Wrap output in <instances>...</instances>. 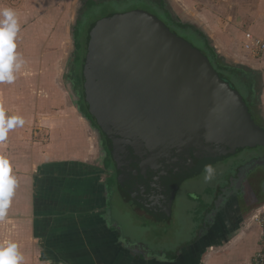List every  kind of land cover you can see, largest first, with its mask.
<instances>
[{
  "label": "water",
  "instance_id": "1",
  "mask_svg": "<svg viewBox=\"0 0 264 264\" xmlns=\"http://www.w3.org/2000/svg\"><path fill=\"white\" fill-rule=\"evenodd\" d=\"M83 79L120 195L138 214L169 219L179 188L206 165L264 149V127L243 95L200 49L145 11L112 14L92 26Z\"/></svg>",
  "mask_w": 264,
  "mask_h": 264
},
{
  "label": "crops",
  "instance_id": "2",
  "mask_svg": "<svg viewBox=\"0 0 264 264\" xmlns=\"http://www.w3.org/2000/svg\"><path fill=\"white\" fill-rule=\"evenodd\" d=\"M31 1L36 3L35 6L38 8L35 10V13L38 14L37 18H40L41 15V18L49 19L51 14L46 11V5L43 8L39 5L44 0ZM45 1V3L52 2V0ZM243 1L231 0L233 4L242 6L244 14L240 13L242 11H237L235 14L233 12L230 18H225L228 24L236 26L237 22H248L246 20L248 18L253 19L259 15H264V6L263 12L258 9L260 3L264 5V0H257L255 3V5L257 4L256 8L248 7L247 10ZM246 2L253 4L249 0H246ZM27 13L28 15H18L20 31L15 40L16 50L22 52L21 58H23V61H27L24 51L27 52L30 45L29 30L25 28L26 25L21 21V19H30V11ZM222 13H225V11L217 10L218 17ZM182 14L188 20L198 22L204 27L210 38L212 36L209 35L206 26L215 23L218 24V28L220 26V22L211 21V16H205L202 18L204 20L201 21L189 12H186V14L182 12ZM44 23L45 21L42 24ZM45 27H47L46 24ZM35 28L37 27L33 29ZM48 31H50L48 39L42 40L43 47L46 48L45 52L48 50L47 45H51L55 35H57V33H52L55 31L53 26H50ZM245 31L235 33L232 36V34H222L219 29L218 32L221 37H218L219 39L211 38V40L219 53L228 59L244 60L246 54L242 50V42ZM248 31L264 37V20L261 28L256 25V29H254V25L251 24ZM57 49L55 48V51ZM25 63L21 71L24 70ZM47 63L44 62V66ZM65 63L58 62L60 72L56 78V83L61 90H63L61 82L64 83ZM4 84L9 90V87H12L11 91H14V88L20 89V83L16 81L12 84ZM65 94L62 98L67 108L63 113L68 114L74 104L72 106L68 104L69 94L66 91ZM74 108L77 118L82 123L77 125L74 119L71 120L72 122L66 120L63 122L60 119L58 122H50L49 126L51 125V128L48 131L46 130L52 132L53 135L52 140L48 142L49 144L46 143L49 148L44 149L45 144L38 146L31 153L33 157L30 156L27 160L29 164L26 165V168L19 169L20 171L23 170L22 173H13L17 179V186L11 205L7 210V215L3 220H0V245H6L8 242L17 243L19 251L25 257L23 264H29L28 259L31 257V264H159L158 259L150 255L149 248L143 244H133L131 241L124 239L119 224L110 221L108 208L111 195L106 191H103L104 193L100 191L105 189V179L98 176L100 173L103 175V165L101 158L97 155L98 145L94 142L96 138L87 121L79 115L75 106ZM64 117L61 116V118ZM41 122L42 127L49 123L46 118ZM55 124L56 128H52ZM76 127L79 128L76 129ZM68 128L69 131H67ZM54 130H57V137H54ZM68 132L69 135L63 137L64 133ZM4 144L6 143H0V146H5ZM9 144L7 143L8 146ZM3 151L6 152L5 157L11 162L22 158V155H17L13 150L8 152L0 147V152ZM45 162L48 163L45 170L49 173L44 171L40 175H36L38 167ZM96 172H98L97 176L94 175ZM214 195L212 203L203 211V218L209 208H214V199H216L218 192ZM2 221H4L3 224L6 227L4 231L11 233V239L7 236L2 237ZM255 227L258 226L255 225L244 230L229 245L209 252L212 255L209 253L208 256L204 255L202 258L203 264L206 261V264H249L253 254L258 250L261 236L260 229ZM35 236H37V239L34 238ZM144 248H147L146 251L149 252L147 257L139 252ZM250 249L253 250L250 251ZM168 257V255L164 257L163 261L167 259L165 262H174ZM160 259L162 258L160 257Z\"/></svg>",
  "mask_w": 264,
  "mask_h": 264
},
{
  "label": "rangeland",
  "instance_id": "3",
  "mask_svg": "<svg viewBox=\"0 0 264 264\" xmlns=\"http://www.w3.org/2000/svg\"><path fill=\"white\" fill-rule=\"evenodd\" d=\"M249 1L253 4L246 2V0L243 1V3L246 4V10L248 7L256 8L257 4L255 5V3L257 0ZM45 2L44 0L39 3V5L41 8L46 5V11L49 12L48 14H51L49 19L41 18V15L40 18H37L38 14L35 13V10L38 8L35 6L36 3H33L31 0H0V11L4 8H11L16 11L17 17L20 14L28 15L27 12L30 11V19H21L26 25L25 28L29 30L30 45L28 47L29 50L27 52L26 50L24 51L25 59H27V61H24L26 62L24 70L16 73L17 78L15 81L20 83V89L14 88V91H11L12 87H9V90L4 83H0V111L3 112L5 118L18 116L22 117L24 121L23 125H18L8 131V141L5 142V146H0L8 152L13 150L17 155H22V158L19 160H14V162L12 160L13 163L9 160L12 167V175L13 173H22L23 170L20 171L19 169L26 168V165L29 164L27 160H29L31 153L34 152L38 146L45 144L44 149L49 148V146H47L49 144L48 142L52 140L53 137L52 132H47L49 128H51V125L49 126L50 122H58L59 119L63 120V122L65 120L72 122L71 120L74 119L77 125L82 123L76 116V110L73 105L74 100L69 95L68 104L73 106L72 108L70 107L71 111H68V114L63 113L66 111L67 106L63 103L62 96L65 94V91L69 93V84H62L61 82V85H63V90H61L56 83V78L59 76L60 72L58 62H66L72 50L70 29L76 20L79 0H52V2ZM175 3L181 9V12H184V14L189 12V14L195 16L198 20L203 21L204 19L202 18L205 16H211V21L220 22L219 28L216 23L211 24V26H206L209 35L212 36L211 38L213 39H219L221 37V34L218 32L219 29L222 34H232V36H234L235 33L238 34L241 33V31H248L251 24L254 25V29H256V25L261 28L262 21L264 20V15H259L253 19H246L248 22H237L236 26L228 24L225 18H230L233 12L235 14L237 11H242L240 13L244 14L242 6L240 4H233L231 0H175ZM125 4L124 2L119 3L113 1L94 6L92 5L89 6L90 8L88 7L89 10L87 9V11L82 14L80 22L75 29V40L77 44L83 48V57L86 55V38L96 22L112 14L146 7L145 5L136 3ZM263 6L264 5H261V3L258 6V9L262 12ZM218 9L225 11V13L219 15L220 17L217 15ZM183 19L186 18L183 17ZM43 21H45L44 24H42ZM45 24L48 28L45 27ZM50 26H53L55 30L52 33H57V35H55L53 43L47 45L48 50L45 52L46 48L43 47L42 40L45 41V39H48V34L50 32L48 29ZM34 27L37 28L33 29ZM183 33L193 37V39L188 37L191 40L190 43L198 49H203L202 43L193 34L194 32L189 33L184 31ZM55 48L58 49L55 51ZM16 52L21 58L22 52L18 50H16ZM231 60L237 64L242 61L252 67L258 66L246 59L239 60L231 58ZM44 62L48 63L44 66ZM61 74L63 75L62 72ZM66 79L67 78H65V81ZM241 90L246 96L247 93L245 90L243 88ZM61 116L65 117L61 118ZM44 118H46L49 123L42 127L41 121ZM79 127H76V129ZM52 128H56V124ZM67 131H69V128ZM54 133V137H57V130H54ZM68 135L69 132L64 133L63 137H67ZM94 142L96 143V140H94ZM7 143H10L9 146ZM246 151L244 155H241L242 157L248 155L249 158H255L261 154L253 151L260 153L264 150L260 148ZM0 154L5 156L6 152L3 151L0 152ZM241 159L242 158L230 161L226 160V163L219 162L217 165H214V174L211 179H206L207 173L204 170L203 173L197 174L191 180L185 182L176 194L172 207V214L168 220L157 221L144 213L138 214L134 205L123 200L117 192H113L109 197V219L119 224L122 234L125 237L124 239L131 241L133 244H143L149 248V251L158 260H161V256L164 258L167 257V255L176 254L181 248L190 244L195 238L198 226L203 220V211L212 203V197L217 192L218 186H224L229 176L228 181H230L232 175L235 174L233 168L241 164ZM47 164L48 163L45 162L39 166L36 175H40V173L44 171L49 173L45 170L48 166ZM97 174L98 172L94 175L97 176ZM98 176H102V178L105 179L106 175L100 173ZM3 223L4 221H2L1 225L2 237L7 236L11 239V233L4 231L6 227ZM255 228L259 229L258 227ZM34 238L37 239V236ZM252 250L253 249H250V251ZM28 261L29 264H31L32 257L29 258ZM206 263L207 261L205 264Z\"/></svg>",
  "mask_w": 264,
  "mask_h": 264
},
{
  "label": "flooded vegetation",
  "instance_id": "4",
  "mask_svg": "<svg viewBox=\"0 0 264 264\" xmlns=\"http://www.w3.org/2000/svg\"><path fill=\"white\" fill-rule=\"evenodd\" d=\"M113 1H117L119 3L124 2L127 5L130 3H136L146 6L145 8H135L133 10L122 13L140 10L156 16L161 21H163L162 19L166 15H168L172 20H177L184 24L187 23L193 25L202 32L204 30V27L199 26V24L195 22L192 23V21H189L188 19H183L181 9L177 6L175 0H79L76 20L74 25L71 27H74L73 32L70 29V42L72 50L65 63L63 82L64 84H69L68 94L69 96H71V98H73V104L77 108L79 115L84 116L86 120L88 119L92 122L89 126L97 140L96 143L98 145V155L101 158L100 160L102 161L103 174L106 175L105 189H102L100 191H106V193L110 195L113 192H117L120 195L118 181L117 184L115 183L116 185H108L109 180L114 179L115 175L117 177L116 168H106L108 157L110 158V161H112V165L115 166V164L111 156H108L109 152L107 150L105 137L103 135H96L98 126L94 118L90 115L88 104L84 96L85 82L83 79V67L86 55L83 57V48L80 47L75 40V29L80 22V17L82 16V14H84L87 9L89 10V6L99 5L105 2L109 3ZM164 24L168 26L165 22ZM74 47L76 48V57L73 59L72 53ZM85 49L87 54V40L85 43ZM217 54L220 55V57H222L224 60L232 62L231 59H228L218 51ZM244 66L258 72L262 79L261 90H259L258 92L254 91V93L251 94L253 100L250 101L249 97L247 96H245L244 98L253 119L258 125L264 127V71H262V69L258 66L252 67L249 64H245ZM65 78H67L66 81ZM245 152L247 151L245 150L243 152H238L234 157L227 159V161H230L237 158H242L240 160L241 164L233 168L235 174L232 175L230 181H228V178L230 177L229 176L227 177L226 184L219 187V190L217 191L218 195L216 196V199H214V208H209L208 212L205 214L202 222L198 226L195 238L190 244L184 246L178 251V253L175 254L176 259L174 261H177V264H203L204 261L202 258L204 255L208 256L209 252L229 245L230 242L237 236H239V234H241L244 230L248 229L249 227L255 226L254 216L256 214H258L259 212H264V151L260 153L257 151H253L255 153L261 154L256 156L255 158H249L248 155L242 157L241 155H244ZM257 160H259V163L261 161V164L256 163ZM222 162L226 163V160ZM217 164L218 163H216L215 165ZM146 249L147 248H144L139 251L144 257H147L149 255V252H147ZM150 255L153 254L150 252ZM161 258V262H165L167 260L166 259L165 261H163V256H161Z\"/></svg>",
  "mask_w": 264,
  "mask_h": 264
},
{
  "label": "clouds",
  "instance_id": "5",
  "mask_svg": "<svg viewBox=\"0 0 264 264\" xmlns=\"http://www.w3.org/2000/svg\"><path fill=\"white\" fill-rule=\"evenodd\" d=\"M20 31V25L15 10L4 8L0 11V83L12 84L16 73L20 72L24 61L16 52L15 40ZM22 117L5 118L0 111V141L7 137L8 131L18 125H23ZM206 179H211L214 168L211 164L205 166ZM17 186V179L12 175V167L7 157L0 154V220L7 215L12 197ZM24 255L19 251V245L8 242L0 245V264H23Z\"/></svg>",
  "mask_w": 264,
  "mask_h": 264
},
{
  "label": "trees",
  "instance_id": "6",
  "mask_svg": "<svg viewBox=\"0 0 264 264\" xmlns=\"http://www.w3.org/2000/svg\"><path fill=\"white\" fill-rule=\"evenodd\" d=\"M165 18H167V19H165ZM162 20L168 25V27L171 29L172 32L176 33L178 36L184 38L188 42H191V40L189 38L193 39V37L190 35L188 36L183 32L184 31L189 32V33L194 32L193 34L196 36L197 39H199V41L203 45V49H200V48L199 49L210 59L214 68L225 79L230 81L232 83V85L243 95V97H245V94L242 92V90H241L242 88L247 93L246 96L249 97L250 101L253 100V97L251 94H253L254 91L258 92L259 90H261L262 79L260 77V74L256 71L252 70V69H249L248 67H246L244 65H240V64H236V63L228 62V61L224 60L222 57H220V55L217 54V51L212 46V41L202 31H199V29H197L193 25H190L187 23L184 24V23H181L177 20H172L171 18H169L168 15H166ZM194 47H196V46H194ZM244 100H245V98H244ZM108 156H110V155L108 154ZM106 163H107L106 168L109 169L110 167H112L115 169V166L112 165V161H110L109 157H108V161ZM108 182H109L108 185H110V186L116 185L117 184L116 175H115L114 179L109 180ZM136 212H137V208H136ZM143 213L145 215H147L148 217H151L157 221L168 220V219L158 220L155 217H153L152 215H149L145 212H143ZM168 258L171 260H175L176 256H175V254H173V255H169Z\"/></svg>",
  "mask_w": 264,
  "mask_h": 264
},
{
  "label": "built area",
  "instance_id": "7",
  "mask_svg": "<svg viewBox=\"0 0 264 264\" xmlns=\"http://www.w3.org/2000/svg\"><path fill=\"white\" fill-rule=\"evenodd\" d=\"M242 50L246 54L245 59L257 64L262 71H264V37H260L251 31H245ZM7 141L8 135L6 139L0 141V143H5ZM254 223L259 227L261 236L258 250L253 254L249 264H264V212H259L254 216Z\"/></svg>",
  "mask_w": 264,
  "mask_h": 264
}]
</instances>
